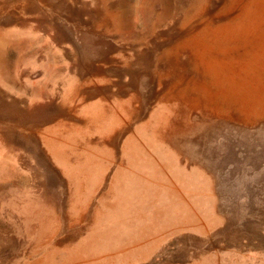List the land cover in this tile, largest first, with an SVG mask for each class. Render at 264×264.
<instances>
[{"label": "rangeland", "instance_id": "obj_1", "mask_svg": "<svg viewBox=\"0 0 264 264\" xmlns=\"http://www.w3.org/2000/svg\"><path fill=\"white\" fill-rule=\"evenodd\" d=\"M0 264H264V0H0Z\"/></svg>", "mask_w": 264, "mask_h": 264}]
</instances>
